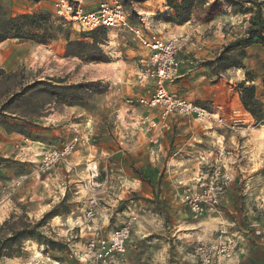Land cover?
Masks as SVG:
<instances>
[{
  "label": "rangeland",
  "instance_id": "1",
  "mask_svg": "<svg viewBox=\"0 0 264 264\" xmlns=\"http://www.w3.org/2000/svg\"><path fill=\"white\" fill-rule=\"evenodd\" d=\"M116 1L130 14L134 25L146 26L147 33L161 37L185 35L201 47V51L181 59L179 75L183 77H177L169 84L168 92L208 112L212 110L213 102L225 105L224 123L220 128L251 133L258 142V163L264 165V120L256 124L243 110L237 89L242 82L245 86H254L255 97L264 115L263 48L253 44L229 51V62L224 69L219 65H207L220 55L226 45L245 36L257 6L264 22V0H204L205 4L195 8L190 21L183 25L168 23L160 17L172 13L166 0ZM94 4L95 1H87L81 7L90 11ZM40 12L51 14L50 22L62 25L70 40L81 39V31L64 25L47 1L0 0V25L7 19ZM140 18H143L144 25ZM24 32L30 33L26 29ZM106 33V41L100 48L108 58L107 63L66 58V41L61 36L48 45L17 39H8L0 45V70L5 74H15L11 78L5 76L0 79V226L11 214L16 216L14 221L26 225L53 211L52 218L41 231L47 239L56 242L55 248L51 249L34 241H25L19 256L1 258L0 264H90L80 261L86 242L99 228L115 229L126 223H130L126 251L112 264H178L175 248L180 247L179 235L183 238L182 234L190 231L188 223L206 217L194 215V218L178 204L176 193L182 192L173 187L170 173H165L167 157L149 161L150 151L158 149L160 140L168 134L175 135L177 131L172 126L156 145L148 141L152 131L141 125V121H157L158 112L138 102L141 96L146 95L134 84L133 74L141 50L126 32ZM85 41L90 42L89 39ZM193 72L195 74L189 77ZM178 81L183 82L177 85ZM34 82H46L50 86L58 85V82H62L60 86L80 84L83 90L78 94V101L62 104L38 91L42 87L28 90ZM87 83L92 85L87 87ZM47 88L52 90V87ZM86 90L88 92L84 93ZM15 94H21V97L4 108L3 105ZM175 116L171 122L177 118ZM74 137L82 140L68 159L71 169L66 170L69 168L57 163L53 168L42 171L46 154L50 150H60ZM175 149L173 138L163 145L168 154ZM86 160L94 161L98 166L96 182L99 188L94 194L100 202L90 220L85 218L87 195L81 189L87 180ZM207 162L213 165L211 170L218 168V176L227 183L219 205L212 208L218 211L226 198L229 179L223 166V156L198 158L204 171ZM72 163L77 164L75 170ZM142 166L151 169L148 176L139 169ZM259 176L264 182V172ZM133 183L137 184L136 187ZM144 188H149V198L141 196L146 195ZM165 192L166 195L171 194L172 199H163ZM245 198L239 195L236 203L226 208L228 211L224 216L234 225L231 229L235 224L237 226L238 218L246 219L245 213H250L253 218L263 213V202L258 201V205L255 201L251 205ZM138 201L145 202L150 209L149 214L140 210L138 214L130 213L131 207L139 206ZM210 211L207 209L203 213ZM216 229L232 232L226 228ZM236 234L241 240V234ZM2 235L8 236L7 228ZM169 251H174L176 260Z\"/></svg>",
  "mask_w": 264,
  "mask_h": 264
},
{
  "label": "built area",
  "instance_id": "2",
  "mask_svg": "<svg viewBox=\"0 0 264 264\" xmlns=\"http://www.w3.org/2000/svg\"><path fill=\"white\" fill-rule=\"evenodd\" d=\"M51 3L54 15L64 24L81 32L101 29L106 32H126L141 50L134 70V84L146 95L138 99L140 105L158 112L157 121L143 120L148 131H152L149 142L156 145L163 134L171 131V118L181 115L201 123L223 126L222 119L215 113L196 106L184 98L170 94L168 85L172 84L179 75L180 57L201 51L191 38L185 35H173L168 38L147 33L146 26L137 27L131 22L130 14L116 0H105L98 4L93 11H84L81 5L86 0H37ZM140 22L144 25L143 18ZM146 31V32H145ZM88 126V125H87ZM86 129H88L86 127ZM81 137L72 141L60 150H50L42 161V171L62 163L71 169L68 159L81 144ZM207 162L204 170H200L194 180V186L187 188L181 195V203L195 216L205 210H212L219 205L226 190V180L218 176V168ZM87 180L81 186L87 195L85 218H93L100 202L95 196L99 188L98 166L91 161L86 166ZM211 172V174L209 173ZM209 173V174H208ZM130 237V223L112 229L108 233H97L89 239L83 249L80 261L90 264H112L126 251ZM240 237L237 234L218 230L208 241L197 242L192 248L194 264H231L238 251Z\"/></svg>",
  "mask_w": 264,
  "mask_h": 264
},
{
  "label": "crops",
  "instance_id": "3",
  "mask_svg": "<svg viewBox=\"0 0 264 264\" xmlns=\"http://www.w3.org/2000/svg\"><path fill=\"white\" fill-rule=\"evenodd\" d=\"M87 1H95L92 10H90L93 11L100 2L105 0H86V2ZM163 37L168 38L165 36ZM183 58H185V56L182 55L180 59ZM186 60H189V57H187ZM194 74L195 72L189 75V77ZM180 76L183 77V75H179L178 78ZM181 82L183 81H178L177 85ZM224 109L225 105L222 103L213 102L210 112L222 118L225 112ZM238 109L239 107L237 106V111ZM171 123L174 131H177V133L175 135L168 134L161 139L158 149L155 148L154 152L150 151L149 161L155 162L157 158L162 159V157H167L165 160V173H170L171 179L173 178L171 183L176 190L180 189L183 193L187 188H192L194 186V180L197 178L199 171L202 170V167H200L198 163V158L202 156H205V158L214 156L215 159L223 156V166L226 176L229 179V189L224 202L221 204L220 210H211L210 212L199 215H205L206 217L201 221L188 223L187 228L190 231L187 230L186 233H183V238L179 235L178 239L181 242L180 247L176 246L175 248V253H177L176 257L177 260H179L178 264H194L192 259L193 246L197 242L210 240L217 231V229L214 230L215 228H226L232 230V234H241L236 258L231 264H264V210L261 215L254 218L250 216V213H245L247 216L246 219L243 220L242 218H238L236 221L237 226L234 223V229H231V227L234 226L233 223H230L227 217L224 216L228 211L226 208L228 206H233L239 195L246 197L245 200L248 204L254 205L256 201L257 204L260 205L258 202L260 201L263 202L264 206V182L259 176V173L264 172L262 170L264 165L258 163V142L253 139V135L249 132H232L228 131L226 128H220L215 124L201 123L194 119L186 120V118L184 119V117L181 116L174 118ZM172 138L176 144V149L168 154L163 150V145ZM74 159L76 160V158ZM87 161L88 160H86V162ZM161 163L162 160H160L159 164ZM159 164H157V166H159ZM71 165L74 166L72 168L75 170V165L77 164L72 163ZM154 168L156 169L157 167ZM139 169L144 176H148L151 171L150 168H145L144 166ZM132 185L136 187L137 184L133 183ZM160 187L163 188L164 186L161 185ZM144 190L146 191V195L141 194V196H148L149 198V196H151L149 188H144ZM241 191L243 193H241ZM181 195L182 194H179L177 191L176 196L179 198L178 204H180L182 209L186 210L188 214L194 216L186 206L181 204ZM165 197L171 198V194L166 195L165 192L162 198L165 199ZM138 202L139 206L131 207L130 213L137 212L138 214L140 210L142 213L149 214L150 209L146 207L145 202ZM196 217H198V215ZM196 217L194 216V218ZM249 223L251 224L249 225ZM99 229H104L103 232L105 233L112 230V228L106 230L104 227ZM169 255L176 260L174 251H169Z\"/></svg>",
  "mask_w": 264,
  "mask_h": 264
},
{
  "label": "trees",
  "instance_id": "4",
  "mask_svg": "<svg viewBox=\"0 0 264 264\" xmlns=\"http://www.w3.org/2000/svg\"><path fill=\"white\" fill-rule=\"evenodd\" d=\"M166 3L172 13L160 17L166 22L175 25H183L189 22L193 10L205 4L204 0H180V2L166 0ZM260 14V8L257 6L254 10V16L250 20V26L246 29L245 36L226 45L220 55L215 60L208 62L207 65L210 67L219 65L220 68L224 69L229 62L227 53L233 49L246 48L257 44L264 50V22ZM51 17V14L47 12H40L5 20L0 25V44L8 39H17L32 41L38 45H48L56 40L58 36H61L66 41L64 53L66 58H77L95 63L108 62V58L100 48V45L106 41V31L96 29L90 32H81L82 34L79 35L81 39L72 41L69 34L63 30L62 25H54L50 22ZM25 29L30 33H25ZM86 39H89L90 42H86ZM14 75V73L5 74L3 70H0V79L5 76L11 78ZM60 83L62 82H58V85L50 86L46 82H34L28 86V90L42 87L38 91L48 94L50 99L58 100L62 104L79 100L78 94L83 90V85L60 86ZM91 85L92 83L86 84L87 87ZM47 87H52V90ZM237 89L243 110L251 116L256 124L261 123L264 120V115L261 104L255 97L254 86H245V82H242L237 86ZM87 92L86 90L84 93ZM20 95H13L3 107H10L16 99L21 97ZM7 128H9L8 125ZM52 216L53 211L43 215L39 221L25 225L20 221H14L16 216L11 214L9 219L0 226V259L19 256L22 244L25 241H34L39 245H44L46 248H55L56 242L47 239L41 231ZM6 228L8 236L5 237L2 232Z\"/></svg>",
  "mask_w": 264,
  "mask_h": 264
},
{
  "label": "bare ground",
  "instance_id": "5",
  "mask_svg": "<svg viewBox=\"0 0 264 264\" xmlns=\"http://www.w3.org/2000/svg\"><path fill=\"white\" fill-rule=\"evenodd\" d=\"M112 64V63H111ZM115 65V64H114ZM36 256H38V253H36Z\"/></svg>",
  "mask_w": 264,
  "mask_h": 264
}]
</instances>
